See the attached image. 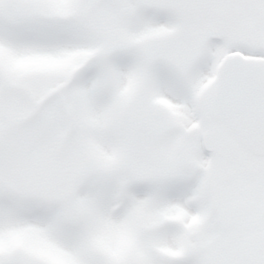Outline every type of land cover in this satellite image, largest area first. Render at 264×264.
<instances>
[{"label": "snow or ice", "instance_id": "obj_1", "mask_svg": "<svg viewBox=\"0 0 264 264\" xmlns=\"http://www.w3.org/2000/svg\"><path fill=\"white\" fill-rule=\"evenodd\" d=\"M0 264H264V0H0Z\"/></svg>", "mask_w": 264, "mask_h": 264}]
</instances>
